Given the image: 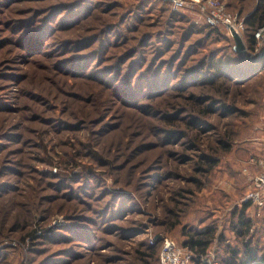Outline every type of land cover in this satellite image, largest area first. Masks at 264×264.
I'll return each instance as SVG.
<instances>
[{"label":"rangeland","instance_id":"rangeland-1","mask_svg":"<svg viewBox=\"0 0 264 264\" xmlns=\"http://www.w3.org/2000/svg\"><path fill=\"white\" fill-rule=\"evenodd\" d=\"M142 1L0 0V264H160L163 235L210 228L208 264L264 258V213L245 201L264 46L213 92L196 74L234 61L226 34ZM219 1L244 17L264 3Z\"/></svg>","mask_w":264,"mask_h":264},{"label":"trees","instance_id":"trees-1","mask_svg":"<svg viewBox=\"0 0 264 264\" xmlns=\"http://www.w3.org/2000/svg\"><path fill=\"white\" fill-rule=\"evenodd\" d=\"M153 1H161L164 3H169L172 4L168 0H144L142 1L143 3H149ZM229 7V6H228ZM230 9V8H229ZM187 10V9H186ZM231 10V9H230ZM191 12V14H199L204 23H205V29L207 34L209 36L214 35L215 37H221L224 34L228 37L229 43H230V50L232 56L235 58L234 61L232 58L230 60H223L222 58H218L217 60L213 58V56H210L208 58H205L200 61V66H199V72H197L198 78H203V80L208 79L209 80V86L208 90H211L213 92H221V89L226 87L227 82L231 81L235 84H240L239 82L237 83L238 79L241 77V74L238 72L241 70L242 72L244 70H247L249 67H253L251 71L254 69L257 70L256 66V61L252 59L249 56V53H251L253 50L256 49V44H257V39L255 37L256 31L264 26V3L261 4L259 7H257L251 14L247 15L245 17L246 21V30L243 34L247 50L244 52H239L235 48V40L234 37L229 35L227 32V29L222 26H212L210 25L206 18L203 17L201 14L202 12L199 9H193V10H187ZM201 12V13H200ZM227 33H226V32ZM228 34V35H227ZM264 46V45H263ZM259 70V68H258ZM262 69H260L261 72ZM197 71V70H196ZM225 75V76H221ZM228 89V87H226ZM199 121L193 122L191 121L190 123H198ZM216 165V163H215ZM215 165H211V168H213ZM252 170L251 172H256L260 168L253 165L251 166ZM250 188V182L248 183L247 191ZM251 206L254 207V215L256 216H262L264 213V208L259 209L258 207L254 206L252 203L248 202ZM248 205V204H247ZM241 225L247 227L246 232H250V222L249 219L241 218ZM217 229L216 228H210V229H205L202 231H198L193 233L188 237V239L185 240L184 245H181L183 247H187L191 251L194 252V257L192 259V262L190 264H208L206 261V257L208 255L209 248L213 245L215 241V235H216ZM161 243V240H160ZM145 251L144 254L151 256L153 258H156V255L159 253L158 252V243L152 244L149 241H145L144 243ZM161 250V248H160ZM6 254V253H4ZM248 258L251 260V264H264V258H258V256L251 255V251L248 254ZM159 260H160V253H159ZM161 262V261H160ZM246 264V263H245Z\"/></svg>","mask_w":264,"mask_h":264},{"label":"built area","instance_id":"built-area-1","mask_svg":"<svg viewBox=\"0 0 264 264\" xmlns=\"http://www.w3.org/2000/svg\"><path fill=\"white\" fill-rule=\"evenodd\" d=\"M176 9H199L206 14L207 22L212 26L222 25L229 35L233 36V30L244 34L246 30L245 17L239 12L229 9L225 2L219 0H168ZM256 51L264 45V26L256 33ZM252 165L259 167L256 172L249 173L250 188L246 192L245 201L252 203L259 209L264 208V159H251ZM157 237H150V242L155 244ZM194 252L173 241L168 236L161 237L160 264H190Z\"/></svg>","mask_w":264,"mask_h":264},{"label":"water","instance_id":"water-1","mask_svg":"<svg viewBox=\"0 0 264 264\" xmlns=\"http://www.w3.org/2000/svg\"><path fill=\"white\" fill-rule=\"evenodd\" d=\"M233 37L235 40V48L239 51V52H244L247 50V46L244 40V37L242 34H240L239 32L233 30Z\"/></svg>","mask_w":264,"mask_h":264}]
</instances>
